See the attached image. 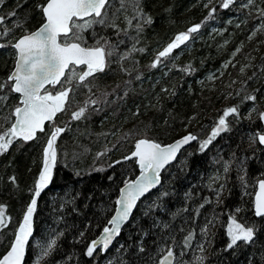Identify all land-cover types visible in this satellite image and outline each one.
<instances>
[{
    "label": "trees",
    "instance_id": "obj_1",
    "mask_svg": "<svg viewBox=\"0 0 264 264\" xmlns=\"http://www.w3.org/2000/svg\"><path fill=\"white\" fill-rule=\"evenodd\" d=\"M45 3H0V31H7L1 39L8 44L0 47V83L8 81L13 68L8 58L14 53L12 44L42 24L38 5ZM213 7L216 12L209 17ZM260 9L264 0H235L228 9L220 7V0H110L107 23L81 33L88 47L97 46V40L112 46L105 70L83 83L73 79L48 87L55 92L71 88L65 110L35 139H16L0 153V208L7 220V227L0 228V256L9 249L34 198L44 148L52 129L59 127L65 130L54 144L51 179L35 197L23 264H159L169 248L174 264H264V217L253 209L257 184L264 179V147L258 143L263 132L258 114L264 111ZM146 18L151 23H145ZM197 24V32L152 67L176 35ZM226 62L220 78L206 88L202 79ZM83 69L76 67L77 72ZM10 87L0 92L7 97L0 101V132L11 127L12 112L19 106ZM82 107L84 115L73 119ZM231 107L238 113L224 117L227 130L201 150ZM189 134L195 142L161 173L159 187L138 201L112 247L87 256L91 241L109 226L119 190L138 174L135 160L125 159L135 143L149 139L166 145ZM232 219L253 228L252 241L228 247ZM53 240L48 254L40 253ZM201 242L207 250L197 255Z\"/></svg>",
    "mask_w": 264,
    "mask_h": 264
},
{
    "label": "snow or ice",
    "instance_id": "obj_2",
    "mask_svg": "<svg viewBox=\"0 0 264 264\" xmlns=\"http://www.w3.org/2000/svg\"><path fill=\"white\" fill-rule=\"evenodd\" d=\"M2 2L3 0H0V3ZM252 2L253 0H249V3ZM234 3L235 0H220V7L228 9ZM109 4L110 0H46L45 4L38 5L45 22L37 31L25 34L12 45L17 51L15 70L9 75L7 82L0 83V92L10 84L11 92L20 95V104L22 105L14 108L12 115L15 116V122L11 124V127L0 132V153L7 151L16 139H22L25 142L35 139L38 131H45V122H54L57 113L65 110L71 88L63 87L62 90L53 94L47 90L46 85L55 87L58 84H71L73 79L83 83L87 78L105 70L108 57L113 54L112 46L107 40L104 41V44L97 40V46L88 47L82 41L81 33L91 28L93 24L104 25L107 23V6ZM205 6L207 7V5ZM135 7L137 13L142 15L138 3ZM215 12L216 8H211L209 17L213 16ZM259 14L264 17V9H260ZM3 20L4 18L0 17V25L3 24ZM144 22L151 23V19L146 18ZM128 23L131 24L132 21L129 20ZM112 26L116 27L114 24ZM137 27L141 26L137 25ZM200 27L201 25L197 24L189 28L187 32L176 35L174 40L159 52L152 67H156L161 62V58L167 57L173 49L184 44L190 34L197 32ZM6 34L7 31L0 33V35ZM61 37L64 39L62 40ZM0 47H4V45L0 44ZM121 58L126 59L127 56ZM78 66H84V69L77 72L76 67ZM6 99V96H0V101ZM247 99L255 100V97L248 96ZM91 103L95 104L97 101L93 100ZM85 111L86 108H80L79 111L73 113V119H80ZM237 113L236 107L224 111L218 126L213 129L209 138L201 143V150L211 144L221 131L227 130L224 117ZM260 116L261 119H264V113H261ZM64 130L54 127L49 135L44 148V166L36 183L34 198L26 210L23 222L17 230L10 249L0 256V264H22L25 245L32 233L31 221L36 207L35 197L40 195L41 190L47 186L51 179V168L56 161L54 144ZM195 139L194 135L189 134L167 146H161L149 139H139L135 143V151L125 159L137 158L141 177L135 182L126 183L125 187L121 189L120 199L116 201L119 207L116 209V214L108 221L111 227L105 226L101 238L91 241L86 250L87 256L92 257L97 248H100L101 251L108 249L113 238L119 235L121 225L129 219L139 197L159 183L160 170L175 158L182 145ZM259 143L264 144V135L259 136ZM12 179L15 180L14 177ZM255 215L264 217V180L259 182V192L255 197ZM3 227H7V220L3 209L0 208V228ZM228 234L231 237L228 247L231 248L238 241H252L254 230L232 219L228 226ZM54 244L55 241H51L47 249L43 251V255H47ZM141 251H143L142 248ZM173 256L174 253L169 248L160 259L159 264H172Z\"/></svg>",
    "mask_w": 264,
    "mask_h": 264
},
{
    "label": "water",
    "instance_id": "obj_3",
    "mask_svg": "<svg viewBox=\"0 0 264 264\" xmlns=\"http://www.w3.org/2000/svg\"><path fill=\"white\" fill-rule=\"evenodd\" d=\"M42 15H43V13H42ZM44 22H45V18H44V16H43V22H42V24L40 25V26H38L37 28H35L34 30H32L31 32H35V31H37L43 24H44ZM31 32H29V33H31ZM28 34V33H27ZM25 35V34H24ZM24 35H22V36H24ZM22 36H20L19 38H21ZM18 38V39H19ZM18 39L14 42V44L18 41ZM13 49H14V51H15V61H14V64H13V68H12V71H11V73L10 74H12L13 72H14V70H15V66H16V63H17V51H16V49L13 47ZM78 67H80V66H78ZM51 85H46V88H48V87H50ZM57 86V85H56ZM16 96H18V103H19V106H22L21 104H20V100H21V97H20V95L19 94H17V93H14ZM261 113H264V111L263 112H261ZM260 113V114H261ZM260 114H259V120H260V123L262 124V127H263V132L261 133V134H259V136H261V135H264V119H261V116H260ZM13 122H15V116H14V120H13ZM47 123H53V122H45V124H47ZM187 136V135H186ZM259 136H258V143H259ZM183 137H185V136H183ZM183 137H180V138H177V139H175L174 141H172L171 143H169V144H166V145H161V146H167V145H171V144H174L175 142H177V141H179V140H181ZM195 140H192V141H190L189 143H187V144H185V145H182L181 147H180V149L177 151V153H176V156H175V158L174 159H172L171 161H169V163H167L161 170H160V173H159V183H157L154 187H152V188H150L146 193H144L142 196H140L139 197V199L136 201V204H137V202L139 201V200H141V199H143V198H145L147 195H149L151 192H153L155 189H157L158 187H159V184H160V176H161V173L167 168V167H169L171 164H173L174 163V161L176 160V158H177V156L179 155V153L180 152H182L184 149H186L187 147H189L191 144H193V142H194ZM259 145L260 146H262V147H264V144H260L259 143ZM133 151H135V146H134V149L132 150V152ZM131 152V153H132ZM131 153L128 155V156H131ZM131 159H134L135 160V162H136V164H137V166H138V174H137V176H136V178L133 180V182H135V181H137L138 180V178H140L141 177V169H140V167H139V164L137 163V158H135V157H132ZM262 180H264V179H262ZM261 180V181H262ZM260 182V181H259ZM125 187V186H124ZM124 187H122V188H124ZM121 188V189H122ZM121 189L119 190V196H118V199H120V196H121ZM259 192V183L257 184V187H256V193H255V196H254V198H253V209H254V212H255V197H256V195H257V193ZM117 199V200H118ZM119 206L117 205V203H116V209L118 208ZM135 207H136V205H135ZM135 207L133 208V210H132V212H131V214H130V216H129V219L127 220V221H125L122 225H121V229H120V231L123 229V227L129 222V220H130V218H131V216H132V214H133V212H134V210H135ZM115 214H116V211H115ZM114 214V215H115ZM109 227H111V226H109ZM103 233V232H102ZM102 233L95 239V240H98V239H100L101 238V236H102ZM118 236L119 235H117V236H115L114 238H113V240H112V243L109 245V247H108V249L107 250H104V251H101L102 253H105V252H107L111 247H112V245L114 244V242L116 241V239L118 238ZM14 241V240H13ZM11 247V246H10ZM10 249V248H9ZM8 249V250H9ZM7 250V251H8ZM97 250H100V248H97ZM6 251V252H7ZM5 252V253H6ZM4 253V254H5ZM3 254V255H4ZM2 255V256H3ZM25 255H26V250H25ZM25 255H24V258H23V261H22V264H23V262H24V259H25ZM172 264H174V256H173V258H172Z\"/></svg>",
    "mask_w": 264,
    "mask_h": 264
},
{
    "label": "rangeland",
    "instance_id": "obj_4",
    "mask_svg": "<svg viewBox=\"0 0 264 264\" xmlns=\"http://www.w3.org/2000/svg\"><path fill=\"white\" fill-rule=\"evenodd\" d=\"M1 17V16H0ZM0 29H1V25H0ZM0 33H1V31H0ZM0 44H2V45H4V46H7L8 44L6 43V42H2V39H1V35H0ZM15 52L13 53V56H12V58H11V55H9V60H11V62H12V64H14V61H15ZM231 61V59L228 61V62H230ZM227 62L225 63V64H223L218 70H216V71H213V72H211V73H208L203 79H202V82L205 84V87L206 88H209V89H211V87H212V84L217 80V79H219L220 78V76H221V74H222V72L223 71H225V69H226V67H227ZM48 91L49 92H52L53 94H55L56 92L55 91H53L51 88H49L48 89ZM60 91V90H59ZM249 114L250 115H252V116H256L257 114H256V112L254 111V110H249ZM259 115V114H258ZM219 122V121H218ZM218 122L213 126V129L214 128H216L217 126H218ZM53 167H54V165L52 166V168H51V174H52V170H53ZM225 179H224V177H223V181H224ZM48 184V183H47ZM220 188H222V190L220 189V192H219V197L221 198L222 196H223V193H224V189H225V183H223L222 185H221V187ZM15 235L16 234H14L13 235V237H12V239L10 240V243H9V248H10V246H11V244H12V242H13V240L15 239ZM202 246H203V242H201L200 243V245L198 246V247H196V254L197 255H199V254H203V252H205L206 250H207V247L206 248H202ZM41 248V247H40ZM41 252H43L42 250H40V253Z\"/></svg>",
    "mask_w": 264,
    "mask_h": 264
},
{
    "label": "bare ground",
    "instance_id": "obj_5",
    "mask_svg": "<svg viewBox=\"0 0 264 264\" xmlns=\"http://www.w3.org/2000/svg\"><path fill=\"white\" fill-rule=\"evenodd\" d=\"M13 44H14V43H13ZM80 67H82V66H80ZM77 68H79V67H77ZM11 71H12V70H11ZM10 73H11V72H10ZM10 73H9V75H10ZM8 77H9V76H8ZM13 93H14V92H13ZM12 123H13V122H12ZM45 125H46V124H45ZM261 132H262V131H261ZM194 142H195V141H194ZM133 149H134V148H133ZM130 160H134V159H130ZM167 168H168V167H167ZM135 178H136V177H135ZM135 178H134V179H135ZM134 179L128 181L127 183H129V182H133ZM125 184H126V183H125ZM125 184H124L122 187H124ZM118 196H119V195H118ZM117 199H118V198H117ZM137 203H138V202H137ZM115 211H116V207H115V210H114V213H113L112 217L114 216ZM112 217H111V218H112ZM109 226H110V225H109Z\"/></svg>",
    "mask_w": 264,
    "mask_h": 264
},
{
    "label": "flooded vegetation",
    "instance_id": "obj_6",
    "mask_svg": "<svg viewBox=\"0 0 264 264\" xmlns=\"http://www.w3.org/2000/svg\"><path fill=\"white\" fill-rule=\"evenodd\" d=\"M12 45H13V44H12ZM12 49H13V47H12ZM13 50H14V49H13ZM14 52H15V51H14ZM59 85H60V84H58L57 86H55V88L58 87ZM50 87H53V86H50Z\"/></svg>",
    "mask_w": 264,
    "mask_h": 264
}]
</instances>
